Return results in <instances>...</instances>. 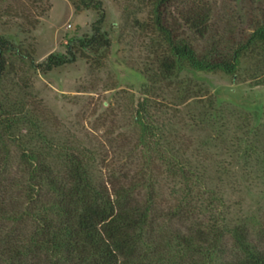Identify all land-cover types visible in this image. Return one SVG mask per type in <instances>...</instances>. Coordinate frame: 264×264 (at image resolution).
<instances>
[{
	"label": "rangeland",
	"instance_id": "1",
	"mask_svg": "<svg viewBox=\"0 0 264 264\" xmlns=\"http://www.w3.org/2000/svg\"><path fill=\"white\" fill-rule=\"evenodd\" d=\"M154 1L92 0L87 9L81 0H0V36L19 53L8 56L0 84L3 114L24 118L15 129L19 137L29 131L35 143L39 135L61 144L74 141L95 159V176H106L112 169L136 168L138 155L128 158L137 139L133 113L145 102L162 128L159 140L170 143L176 135L178 158L203 176L206 187L200 191L208 201L194 202L198 221H209L208 202L215 196L220 203L213 201L214 215L226 218L230 229L246 225L264 250V120L256 118L264 112V53L247 54L235 77L187 69L167 77L161 62L169 52L154 25ZM256 1L210 0L214 12L206 39L185 26L182 3L166 18L199 52L233 47L241 34L251 32V14L264 9ZM102 14L110 45L81 49L79 42L94 34ZM68 48L74 63L50 73L37 70L49 55H67ZM158 175L159 204L169 207L182 187L162 166ZM184 227L174 222L171 230ZM225 244L229 251L227 237Z\"/></svg>",
	"mask_w": 264,
	"mask_h": 264
},
{
	"label": "trees",
	"instance_id": "2",
	"mask_svg": "<svg viewBox=\"0 0 264 264\" xmlns=\"http://www.w3.org/2000/svg\"><path fill=\"white\" fill-rule=\"evenodd\" d=\"M179 2L185 26L201 39L211 34L210 0H155L154 25L169 52L161 62L167 77L184 69L235 77L247 54L256 49L264 53V9L251 14L252 30L241 34L235 46L199 52L166 18ZM260 2L264 6V0ZM81 3L88 9L92 0ZM104 22L102 14L94 34L79 42L81 49L110 45L102 32ZM11 54L19 55L10 40L0 36V84ZM75 61L68 48L67 55L53 53L36 68L50 73ZM148 109L139 103L133 113L137 139L128 158L138 155L136 168L124 166L120 172L112 169L95 176V159L74 141L61 144L39 135L41 141L35 143L29 131L17 136L23 116L3 114L0 103V264H216L217 259L226 261L222 264H264V250L246 225L230 229L226 218L214 215L217 197L208 202L209 221H198L194 202L208 201L200 191L206 187L203 176L178 158L176 135L170 143L159 140L162 128ZM260 114L257 123L264 120V112ZM160 166L182 187L180 198L169 207L159 204ZM260 167L264 170V162ZM174 222L185 229L172 231ZM226 237L232 242L229 251Z\"/></svg>",
	"mask_w": 264,
	"mask_h": 264
}]
</instances>
